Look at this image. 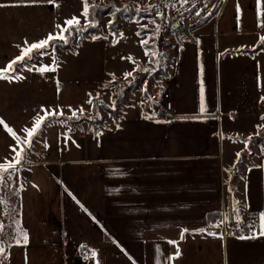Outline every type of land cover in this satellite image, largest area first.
<instances>
[{"label": "crops", "instance_id": "crops-1", "mask_svg": "<svg viewBox=\"0 0 264 264\" xmlns=\"http://www.w3.org/2000/svg\"><path fill=\"white\" fill-rule=\"evenodd\" d=\"M0 4V70L83 9L82 0ZM216 14L174 48L168 119L161 108L85 135L51 123L21 140L43 110L81 112L120 75L108 69L100 39L61 54L55 71L0 79V167L19 160L25 172L18 221L28 237L8 248L5 264H264L261 228L244 234L246 220L264 213V152L255 145L264 128V51L230 54L261 41L264 0H225ZM209 214H220L223 228L194 234L207 229Z\"/></svg>", "mask_w": 264, "mask_h": 264}, {"label": "rangeland", "instance_id": "rangeland-1", "mask_svg": "<svg viewBox=\"0 0 264 264\" xmlns=\"http://www.w3.org/2000/svg\"><path fill=\"white\" fill-rule=\"evenodd\" d=\"M92 1L96 4L95 6L104 5L102 0ZM224 3L225 0H187V2L185 0H130L129 2L116 0L117 10L123 11L132 18L138 16L139 13L147 14L148 18L129 22L122 19L114 20V15L104 18L94 15L92 19L95 20L96 24L99 23L103 32V37L97 39L103 41L107 46L108 64L110 66L108 69L113 68L112 65L114 64L115 71H119L120 75L114 74V78L111 77L105 82L99 93L90 98L92 104L88 103L83 113L77 112L75 117L72 113L68 117L71 119V124L82 119L101 120L103 126L99 129L100 131L107 125L116 123L123 116L146 118L153 113L159 116L162 108L160 100L167 90L173 64L172 53L177 45L173 31L181 25L199 22L207 13H213L215 10L218 13ZM75 17L79 19L80 27H84L86 24L84 16H79L76 13ZM109 21L112 23L117 21L116 31L120 32V38L117 40L107 31L108 26L112 24ZM142 40H146L147 44H142ZM54 42H61V40H54ZM79 42L78 35H75V39L70 45L75 49ZM48 48L51 52L44 56L32 53L34 56L32 64L34 63L36 66L33 69H39L44 65L53 66L54 55H61L57 46L51 45ZM146 48H150L155 56L146 55ZM34 51L36 52V50ZM161 68L167 78L156 74ZM143 69L150 71L145 72ZM125 73H132V75L125 78ZM145 104L148 108L143 110ZM108 109L114 112L109 113L107 112ZM34 126L35 122L26 128L25 132H21L19 137L23 142H27L26 130H30ZM63 127L68 128L69 126L63 123ZM71 127L77 131L90 130L85 122L78 125L74 124ZM258 147L263 153L264 146ZM20 165V162H15L2 166L3 170H14L7 177L4 186H0V222L10 226L6 229L7 234L0 238V245L5 249L0 254L2 256L0 264H5L8 248L15 244L12 237L18 230L21 231L18 221V195L25 181V172ZM235 175H239V173L237 172ZM21 242H23L22 236Z\"/></svg>", "mask_w": 264, "mask_h": 264}, {"label": "trees", "instance_id": "trees-1", "mask_svg": "<svg viewBox=\"0 0 264 264\" xmlns=\"http://www.w3.org/2000/svg\"><path fill=\"white\" fill-rule=\"evenodd\" d=\"M125 2H129L130 0H124ZM103 2V6H95L96 4L92 1L89 0L90 3V16L89 19H92L94 17V15L96 17H111L112 15H114V20H124V21H129L132 22L134 20L136 21H140L142 19H147V14L144 13H139L138 16H136L135 18L130 17V15L124 13L123 11L119 10L117 11L116 9V5H115V0H102ZM94 5V6H93ZM95 12V13H94ZM217 11H213V13H207L206 16H204L202 19L199 20V22H194L191 25H181L178 29H175L173 31V35L175 38V41H177V45L182 44L183 42H187V41H193V34L195 31H197L198 29L202 28L203 26H206V24L208 22H210L217 14ZM85 18V17H84ZM86 21V20H85ZM80 27V25H79ZM117 21L112 23L110 26H108V33L113 35L114 39L117 40L120 38V32L116 31L117 30ZM65 36L68 37V42L64 43L63 41L61 42H50V46H57V49L60 50L61 54H66V53H73L75 52V49L71 47L70 44H72V42L75 39V35H78L79 38V44H81L82 42H87V41H93L95 39H93V37L97 38H102L103 37V32L100 29V25L99 23L96 24L95 27H88L87 31H83L80 33H76L75 31H72L71 34L69 33H64ZM55 44V45H54ZM78 44V45H79ZM49 46V47H50ZM40 51H47V53H50L51 50L50 48L47 49H40ZM264 51V41H259V43L253 47L252 49H245V50H237V52H231L230 54H244V55H249V56H254L255 54H258L260 52ZM33 53H35V51H33ZM59 56L60 55H54V58L56 60V63L53 64L52 67H56L58 60H59ZM33 62L29 61V65H31ZM13 69H15V73L9 72V75H13V74H19V72H22L20 69L19 64H15L12 66ZM26 70V69H25ZM24 71V70H23ZM158 76H164L167 78L164 70L161 68L160 70L157 71L156 73ZM148 108V106H144L143 110H146ZM44 112V110H43ZM107 112L111 113L114 112L110 109L107 110ZM71 119H69L68 117H64V116H48L45 117L42 121H41V126L37 129V133L43 131V129L45 127H47L49 124L51 123H64L66 125H68L69 130L70 131H74V128L71 127L74 124H79L82 122H85L87 124V126L90 128V130L92 132H96L99 131V129L103 126V121L101 120H79L77 122H74V124H71ZM259 133V134H258ZM255 144L257 146H264V128L259 129L257 132V139H255ZM23 150L21 149V152ZM240 165V164H239ZM220 214H209L207 219V229L204 232L201 231H196L194 232V234H199V233H207V232H214L217 230H220L219 227H210V225H212L214 222L220 221ZM246 233H251L249 230H244V234ZM177 258L176 255H173V259Z\"/></svg>", "mask_w": 264, "mask_h": 264}, {"label": "snow or ice", "instance_id": "snow-or-ice-1", "mask_svg": "<svg viewBox=\"0 0 264 264\" xmlns=\"http://www.w3.org/2000/svg\"><path fill=\"white\" fill-rule=\"evenodd\" d=\"M29 2L31 3H36L37 0H29ZM48 2H52V0H48ZM83 2V9H82V15L85 17L86 20V24L84 27H79L80 21L77 17H72L70 19H67L64 22V25H60L57 24L56 28L59 29V33L58 34H52L49 33L47 35L46 38L39 40L38 42H34L31 45H29L26 48H21V54L18 55L17 57H15L7 66L5 69L0 70V79H7V80H15V79H23L24 77L18 74H13V75H9V72L15 73V69H13V65L15 64H19L21 71L23 70H28L31 71L33 68H35V64H31L29 65V61H32L34 59V56L32 55L33 51L36 50L35 54L36 55H40V56H44L47 53V51L41 52L39 51L40 49H47L50 46V42L54 41V40H61L64 43L68 42V37L64 35V33H69L71 34L72 31H75L76 33H80L83 31H87L88 27H95L96 26V22L94 19H89L90 16V3L89 0H82ZM185 2H187V0H185ZM6 5L4 4H0V7H5ZM94 6V5H93ZM119 11V10H117ZM197 15H199V13H197ZM109 23L111 24L112 22L109 21ZM258 26L260 27H264V22H261ZM159 30V29H157ZM139 35V33H138ZM93 39H96V37H93ZM261 41H264V36H262ZM27 44V42H25ZM142 44H147L146 40H142L141 41ZM20 47V46H18ZM146 55H153L155 56V53L152 52V50L150 48H146ZM56 60L53 57L52 60V64H55ZM38 71L40 73H45L46 71H55V68L50 66V65H44L41 66ZM143 71L148 72L150 71L149 69H143ZM132 73H125V78H127L128 76H131ZM114 78V77H113ZM105 87H107V85H105ZM202 94H203V88H201V104H200V112L203 113L205 111L204 109V105H203V98H202ZM91 95V94H89ZM87 103L92 104V99H89L87 101ZM45 111V117L48 115H55V112L53 111L52 113H49L47 110ZM81 113H83V109L80 110ZM62 115V113H61ZM155 115V113H153V116ZM76 116V112H73V117ZM45 117H40L39 115L34 118L35 121V126L32 127L30 130H26L27 131V136L29 138L33 137L34 133H37V129L41 126V120L44 119ZM148 119H151L152 117H146ZM261 119H264V117H262ZM160 122V121H157ZM4 122L2 120H0V125H2ZM258 129L261 128L262 126H257ZM9 132H11V128L8 129ZM259 134V133H258ZM13 135H15V133H13ZM97 135H100V133H97ZM18 139V138H17ZM30 146V145H29ZM15 150V149H14ZM239 155V154H238ZM17 157H19V152H17L16 154ZM14 159H16V157H14ZM17 163H19V160H17ZM11 170H3L2 167H0V186H4L6 179L9 175H11ZM237 204L239 202H236ZM234 211L236 212V218H237V222H240V217H239V212L238 209H234ZM258 221H259V227L261 228L260 231V235H264V213H259L258 217H257ZM219 225H210V227H218ZM10 227L8 225H5L3 222H0V238H2L4 235L7 234L6 229ZM244 227L248 228V229H253L257 227V223L256 222H252L249 224L244 225ZM201 232H204V229L200 230ZM184 232H187V229H184ZM208 235H212V236H216L217 233L214 232H209ZM21 236L23 237V243L27 244L28 242V237L26 233H23L22 231H17L16 234L12 237V239L15 240V243L17 245H19L21 243ZM241 239H245V238H255L254 236H241ZM181 239H183V232L181 234ZM115 242V241H114ZM169 243H174V242H169ZM5 251V249L3 248L2 245H0V254H2ZM179 250H177V253L175 254L176 256H179ZM92 256L95 257L96 256V252L93 251L92 252ZM171 259V257H165L163 261L161 260H157V264H167V261ZM0 260H2V256H0Z\"/></svg>", "mask_w": 264, "mask_h": 264}, {"label": "built area", "instance_id": "built-area-1", "mask_svg": "<svg viewBox=\"0 0 264 264\" xmlns=\"http://www.w3.org/2000/svg\"><path fill=\"white\" fill-rule=\"evenodd\" d=\"M161 106H162V112L160 113V115L162 116V118H165V119H168L170 117L173 116V110H174V106L172 105L173 104V101L171 100L170 96L168 94H163L162 97H161ZM86 131L84 130L83 131V135H85ZM75 137L77 138H80L82 137V135L80 134H76ZM252 222H256L257 223V227L256 228H253V229H248L246 227H244L245 229L249 230L251 233H257L259 231L258 228L259 227V221L257 218L255 217H250L246 220V224H249V223H252ZM222 224V221H217V222H214L212 225H219L218 227H222L223 228V225ZM221 229V228H220ZM223 234L225 232H222Z\"/></svg>", "mask_w": 264, "mask_h": 264}, {"label": "water", "instance_id": "water-1", "mask_svg": "<svg viewBox=\"0 0 264 264\" xmlns=\"http://www.w3.org/2000/svg\"><path fill=\"white\" fill-rule=\"evenodd\" d=\"M174 27L176 28V25Z\"/></svg>", "mask_w": 264, "mask_h": 264}]
</instances>
